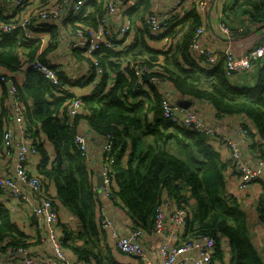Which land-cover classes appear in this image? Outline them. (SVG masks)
<instances>
[{
	"label": "trees",
	"instance_id": "obj_1",
	"mask_svg": "<svg viewBox=\"0 0 264 264\" xmlns=\"http://www.w3.org/2000/svg\"><path fill=\"white\" fill-rule=\"evenodd\" d=\"M138 4L143 7L141 15L144 18L151 0H142ZM245 9L254 19L264 21V0H236L231 8L235 15ZM96 10L98 15L92 18L94 22L102 13L100 7L96 6ZM225 20L237 29L227 17ZM183 22L179 31L174 32L171 28L166 34L176 33L165 51L150 49L145 38L133 41L121 51H96L97 60L106 69L103 83L93 95L83 97L82 108L74 116L69 113L71 94H62L40 72L30 67L23 69V65L34 58L42 57L39 39H28L18 32L0 35V64L23 72L21 95L24 102L27 98L33 99V105L27 111V123L42 155L38 171L43 178L54 182L58 201L81 222L82 230L75 236L68 232V228L61 235L63 245L71 241V248L78 253V258L87 259L92 254L99 264H117L110 256L105 257L93 250L104 242L106 233L103 234L98 227V199L92 190L93 181L74 143L75 134L81 132L78 124L86 120L89 130L95 135H114V149L118 151L113 162L116 169L114 191L119 197L118 204L134 225L152 233L156 209L168 197L190 212L185 236L188 233L214 236L218 254L222 244L220 237L225 238L231 246V264H264L252 242L245 211L236 201L229 200L232 197L227 194L224 175L228 162H223L213 145L214 138L199 131H190L165 118L161 106L164 95L157 91L151 93L150 89L140 90L137 86L139 75L133 65L136 62L147 64L151 67L143 77L147 86L154 83L147 77L161 75L162 81H171L181 95L209 101L220 115L247 116L254 121L264 139V63L260 65L256 87L232 85L225 72L224 59L208 68L203 65V59L194 57L191 52L194 33L203 23L200 11L193 9L185 15ZM145 35L148 34L144 32ZM20 47L26 49L25 61ZM135 48L137 52H133ZM81 52L83 55V51L76 50L78 56ZM148 53L150 56L146 57ZM110 71L115 73V81L106 90ZM11 110L8 92V99L0 97V151L4 150V118L10 115ZM152 117L153 120L150 119ZM40 130L52 142L53 161H50L42 142ZM128 145L132 150L125 162ZM260 205V213L264 215ZM25 238L9 209L0 204V241L22 245ZM76 238L88 246L76 245Z\"/></svg>",
	"mask_w": 264,
	"mask_h": 264
},
{
	"label": "built area",
	"instance_id": "obj_2",
	"mask_svg": "<svg viewBox=\"0 0 264 264\" xmlns=\"http://www.w3.org/2000/svg\"><path fill=\"white\" fill-rule=\"evenodd\" d=\"M9 1L11 9L6 10ZM141 1L105 0L103 2L104 15L98 18L99 24L93 27L84 25L82 22L86 18L85 6L91 0H0V35H10L18 32L28 39H39L35 35L36 32L48 28L47 23L51 21L52 23H58L63 18L76 26L69 31V35L72 37L70 47L81 49L84 57H86L85 59L89 60L95 72L100 74L101 78L98 79L88 74L81 78L72 77L70 78L71 81H67L66 77H62L57 66L42 57H36L23 65L24 70L30 67L40 72L62 94H71L69 113L74 116L82 108L83 97L93 95L98 86L103 83L102 75L106 69L97 60L96 51L100 49L121 51L128 48L133 42L131 25L129 23L122 24L114 29L109 18L119 11L121 3H125L126 7L131 9L139 6L138 3ZM214 1L173 0V3L164 10L159 8L157 3H152L146 14L150 34L153 37L157 35L156 38L165 36L167 49L173 42V36L176 35V33L166 35L168 31L171 28L174 29V32L179 31L184 24L183 21L187 13L197 9L203 15ZM221 2L224 3L225 0H221ZM226 14V12H222L218 17L219 28L228 37H231L238 29L232 28L226 22ZM206 32L207 25L203 20V23L198 26L194 33L190 48L193 56L203 59V65L208 68L214 67L219 60L224 59L225 72L228 77H232L239 72L249 71L263 62L264 42H260L240 55L231 47L222 53H217L200 43V39ZM19 50L23 60H27L25 47H20ZM39 53L41 54L40 49ZM133 68L139 75L137 80L139 89L148 90L143 77L151 67L136 62ZM22 75L23 72L8 69L0 64V82L6 85L11 100L12 110L10 115L13 116V121L19 127L21 133V137L16 143L18 162L16 163L15 172L13 174H0V204L6 206L7 203L5 202L8 200L17 204L22 203L27 207L32 226L45 239L50 241L53 252L49 256H35L26 244L10 245L12 259L6 264H88L89 261L85 258L68 259L60 234L62 229L60 227L59 199L57 195L50 193L49 181L43 178L38 170L35 171L29 168V157L37 155L39 150L33 139V131L27 123V111L30 107L25 104L21 95L20 86L24 80ZM19 76H22L21 81ZM147 79L154 83H160L162 76L153 75L147 77ZM83 84L90 85V89H72V85ZM161 106L165 118L190 131H199L210 138L219 139L224 144V147L228 150V166L224 171L227 184H230L231 180H235L231 186L238 187L244 192L248 186L250 187L254 183L263 180L264 148L259 152L255 151L258 155V161L255 164L244 159L241 154V142L249 134L247 128L240 129V133L244 138H233L207 124L195 110L175 103L167 97H162ZM4 130L2 147L6 154H10L14 129L12 126H8ZM103 138L99 159L103 187H99L94 180V163H92L88 136L84 133H77L74 137V143L84 158L88 174L93 181L92 190L96 198L98 199L99 193L103 192L108 199L116 203L119 201V197L114 191L116 169L113 162L118 151L114 149L115 138L113 134H108ZM259 143H261L260 147H264V140ZM4 150H1V152L4 153ZM261 204L264 210V199L261 200ZM8 209L11 211L10 208ZM96 210L99 229L103 234L108 231L112 233L116 247L121 253L137 258L142 264H156L145 249V239L149 234L148 232L132 223L126 234L120 235L114 228L113 221L107 216L105 207L98 203ZM186 214L190 215V212L185 207L178 205L174 207L171 213L172 228H169L167 226L168 213L164 204L162 203L157 207L152 234L161 237L157 250L159 260L162 264H214L217 255V238L209 234L197 239L184 237L179 229L185 228ZM222 240L223 238L220 237L221 243Z\"/></svg>",
	"mask_w": 264,
	"mask_h": 264
},
{
	"label": "crops",
	"instance_id": "obj_3",
	"mask_svg": "<svg viewBox=\"0 0 264 264\" xmlns=\"http://www.w3.org/2000/svg\"><path fill=\"white\" fill-rule=\"evenodd\" d=\"M91 1H95L96 4L94 5L90 2L85 6L86 18H88L87 20L84 18L82 22L84 25L96 27L99 24V21H96L98 15V12H96V6L101 8V16H103V2L105 0ZM235 1L236 0H225V2L222 3L221 0H215L209 5L207 10L202 15V19L207 25V32L200 39V43L212 51L222 53L231 47L238 55H240L260 42H264V21L254 19L249 14L250 12L247 9H245V11H240L237 15H235L234 10H231ZM154 2L158 4L159 8L164 10L173 3V0H151V4ZM142 8L143 7L139 5L136 9H128L125 3H121L119 11L109 18L111 26L114 29H117L120 25L129 23L131 25V36L133 37L134 42H139L145 38L146 44L150 49L165 51L167 45L166 38L163 36L156 38L149 33L146 22V13L144 14V18L141 15ZM9 9H11L10 1L6 7V10ZM222 12L227 13L226 17L229 21H231V24L235 25L238 29V31L231 37H228L219 28L218 17ZM95 15L96 18L94 22L92 18L95 17ZM47 24L48 28L35 33V35L39 37V49L42 58L51 61L55 66H57L62 77H66L67 81H71L70 78L72 77L81 78L88 74L98 79L101 78V75L95 72L94 67L90 64L89 60L85 59L86 57L82 55V52V56H78L76 54V50L81 51V49H72L70 47L72 37L69 35V31L76 26H73L65 18L61 19L58 23H52L51 21ZM143 31L148 35L143 36ZM133 52H137V48H135ZM148 55L150 54L148 53ZM159 57L161 58L163 55L160 54ZM262 63H264V60ZM259 69L260 64H257L249 71L240 72L232 77H228L229 82L237 87H256L259 81ZM22 76H19L20 81ZM114 81L115 73L110 71L108 73V85L106 90L110 88ZM148 85V89L151 90V93L157 91L175 103H178L177 101L179 99L190 100L192 104L189 108L195 110L200 118L207 124L216 127L220 132L226 135L233 138H244V136L240 133V129L244 127L247 128L249 130V134L245 137V140L241 142V154L243 158L250 163H257L258 155L254 149L257 147V142H259L261 136L258 133V128L253 120L242 114L220 115L209 101L181 95L175 85L169 80L164 79L163 81L161 80L160 83H150ZM79 88L89 90L90 85H72V89L74 90ZM0 97L8 99L7 87L1 82ZM25 104L31 108L33 105V99L27 98ZM150 119L153 120L154 118L152 117ZM78 125V128L81 131L80 133L86 134L89 138V148L92 156V163H94V180L98 184V175L100 173L99 159L104 138L102 136L95 135V133L89 130L90 128L86 120L81 121ZM8 126H12L14 129L13 141L10 147L12 151L10 154H6V151H4V153L0 151V174H13L15 172L16 163L18 162L16 143L20 139L21 133L19 127L14 123L12 115H8L4 119V127ZM39 134L42 137V142L44 143L46 151L50 155V161H53L54 147L52 142L46 138L42 130H40ZM213 145L221 154L223 162L227 163L228 150L224 147V144L219 139H214ZM131 150L132 147L128 145L126 156L124 158L125 162L128 161ZM41 159L42 155H40L39 152L37 155L30 156L28 162L29 168L37 171ZM48 187L51 194L57 195V188L53 181L49 180ZM227 187V194L232 197L229 198V200L240 202V205L243 206L246 212H248L247 223L251 239L264 260V221H261L262 218L264 219V215L259 216V203L261 200L260 194L264 191V177L261 182L252 185L247 192H242L238 187L231 186L229 183L227 184ZM1 199H3V197H1ZM191 202L193 203L194 200H191ZM5 203H7L6 206L11 210L10 213L12 219L26 235L25 244L28 246L30 252L35 256L52 255L53 248L50 241L45 239L44 236L32 226L28 208L22 203L17 204L14 201L7 200ZM98 203L99 205L105 207L106 214L113 221L114 228L117 232L120 235L126 234L132 225V220L126 214L125 210L118 204V201L113 203V201L108 199L103 192H100L98 195ZM58 204L60 208V227L62 229L60 234L63 235V233H65V228H68V232L71 233L72 236H75L82 230L80 220L76 215L70 213L62 203L58 202ZM163 204L168 213L167 226L172 228L171 213L177 204L168 197L164 198ZM256 212L258 213L257 215ZM160 241L161 237L152 233H149L145 239V249L156 264H162L157 255ZM74 243L76 245H80L81 247L84 245V242L78 238L75 239ZM71 247V241H69L68 244L65 243L64 245L68 259L78 258V253ZM97 247L98 249H93L95 252L99 251L105 257H107L106 255L110 256L117 264H142L137 258L121 253L116 247L115 238L109 231L105 234L104 242L98 244ZM219 251L221 252L218 254L217 251L214 264H231V246L227 239L223 238ZM87 257L89 261L88 264H99L97 260H95L96 257L94 255L91 254ZM11 259L10 245L5 241H0V264H6Z\"/></svg>",
	"mask_w": 264,
	"mask_h": 264
},
{
	"label": "rangeland",
	"instance_id": "obj_4",
	"mask_svg": "<svg viewBox=\"0 0 264 264\" xmlns=\"http://www.w3.org/2000/svg\"><path fill=\"white\" fill-rule=\"evenodd\" d=\"M155 37H157V35H154ZM139 55V54H138ZM139 57V56H138ZM240 73V72H239ZM188 108V107H187ZM216 128V127H215ZM261 140H264V139H262V137H260V140H259V142H261ZM259 142H257V147H255V151L256 152H259V150H262L264 147H260L261 146V143H259ZM225 171V170H224ZM234 177V176H233ZM227 180V179H226ZM235 182V180H231L230 181V185H232L233 183ZM259 183V182H258ZM227 184V183H226ZM254 184H256V183H254ZM253 184V185H254ZM252 186V185H251ZM251 186L249 187L248 186V188L247 189H245L244 190V192H247V191H249V189L251 188ZM260 196L262 197V199H264V191H262L261 192V194H260ZM260 197V198H261ZM261 199V200H262ZM260 200V201H261ZM238 204H239V206H240V208L243 210V211H245V213H246V216H247V214H248V212H246V210H244V208H243V206H241L240 205V202H238V201H236ZM261 203V202H260ZM261 206V208H262V204L260 205ZM262 210H263V208H262ZM259 212V211H258ZM258 213L256 212V215H257ZM261 215V213L259 212V216ZM263 216V215H262ZM189 217V215H187L186 214V216H185V219L186 218H188ZM262 222L264 221V219L262 218V220H261ZM185 226H186V224H185ZM181 232H182V234L184 235V237H187V238H194V239H197V238H200V237H203L204 235H206V234H204V235H201V236H196V235H194V234H192V233H188V235H186L185 236V234H187L186 233V228H182V229H179ZM88 245H86V244H84V247H87Z\"/></svg>",
	"mask_w": 264,
	"mask_h": 264
},
{
	"label": "water",
	"instance_id": "obj_5",
	"mask_svg": "<svg viewBox=\"0 0 264 264\" xmlns=\"http://www.w3.org/2000/svg\"><path fill=\"white\" fill-rule=\"evenodd\" d=\"M178 104L184 106V107H189L192 102L190 100H187V99H179L178 101ZM98 186L99 187H103L104 186V183H103V176L101 173H99L98 175Z\"/></svg>",
	"mask_w": 264,
	"mask_h": 264
}]
</instances>
